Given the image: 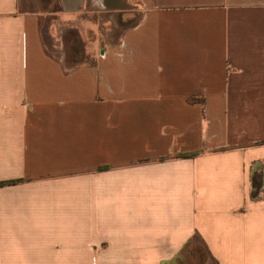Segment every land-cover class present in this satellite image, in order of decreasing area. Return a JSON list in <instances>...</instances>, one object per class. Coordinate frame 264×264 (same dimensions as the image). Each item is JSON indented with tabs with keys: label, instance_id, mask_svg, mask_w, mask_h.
Masks as SVG:
<instances>
[{
	"label": "crops",
	"instance_id": "crops-1",
	"mask_svg": "<svg viewBox=\"0 0 264 264\" xmlns=\"http://www.w3.org/2000/svg\"><path fill=\"white\" fill-rule=\"evenodd\" d=\"M194 259L264 264V0H0V264Z\"/></svg>",
	"mask_w": 264,
	"mask_h": 264
},
{
	"label": "trees",
	"instance_id": "trees-1",
	"mask_svg": "<svg viewBox=\"0 0 264 264\" xmlns=\"http://www.w3.org/2000/svg\"><path fill=\"white\" fill-rule=\"evenodd\" d=\"M263 188V180L259 177L253 178V197L257 198Z\"/></svg>",
	"mask_w": 264,
	"mask_h": 264
},
{
	"label": "rangeland",
	"instance_id": "rangeland-1",
	"mask_svg": "<svg viewBox=\"0 0 264 264\" xmlns=\"http://www.w3.org/2000/svg\"><path fill=\"white\" fill-rule=\"evenodd\" d=\"M68 50H70L72 53H76V52H79L82 54V51H83V45L80 43V44H76V43H70L69 46H68ZM79 56V55H78ZM81 57V56H79ZM82 58V57H81ZM84 60V58H82ZM193 257V256H192ZM194 261L193 264H197V259H194L192 260Z\"/></svg>",
	"mask_w": 264,
	"mask_h": 264
}]
</instances>
